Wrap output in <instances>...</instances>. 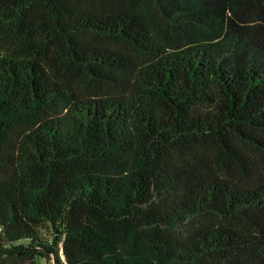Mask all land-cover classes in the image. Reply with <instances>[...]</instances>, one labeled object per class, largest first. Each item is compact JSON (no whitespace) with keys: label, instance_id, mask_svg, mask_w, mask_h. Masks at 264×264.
I'll list each match as a JSON object with an SVG mask.
<instances>
[{"label":"trees","instance_id":"trees-1","mask_svg":"<svg viewBox=\"0 0 264 264\" xmlns=\"http://www.w3.org/2000/svg\"><path fill=\"white\" fill-rule=\"evenodd\" d=\"M264 264V0H0V264Z\"/></svg>","mask_w":264,"mask_h":264},{"label":"rangeland","instance_id":"rangeland-1","mask_svg":"<svg viewBox=\"0 0 264 264\" xmlns=\"http://www.w3.org/2000/svg\"><path fill=\"white\" fill-rule=\"evenodd\" d=\"M37 264H47V262H44L43 260H38Z\"/></svg>","mask_w":264,"mask_h":264}]
</instances>
